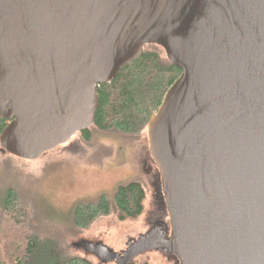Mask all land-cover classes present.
<instances>
[{"label":"water","instance_id":"obj_1","mask_svg":"<svg viewBox=\"0 0 264 264\" xmlns=\"http://www.w3.org/2000/svg\"><path fill=\"white\" fill-rule=\"evenodd\" d=\"M181 69L146 125L179 264H264V0H0V148L35 160L87 130L98 86L145 45Z\"/></svg>","mask_w":264,"mask_h":264},{"label":"rangeland","instance_id":"obj_2","mask_svg":"<svg viewBox=\"0 0 264 264\" xmlns=\"http://www.w3.org/2000/svg\"><path fill=\"white\" fill-rule=\"evenodd\" d=\"M96 136L86 147H80L81 156L78 159L75 155V162L72 158L74 156H71L73 153L64 155L60 150L74 148L71 145L76 137L71 138L70 144L59 145L35 160L18 158L0 148V171L8 177L7 181L11 182L9 184H14L26 199L33 202L36 214L33 225L41 232V236L55 239L69 254L85 255L93 264H115L103 262L95 255L73 246V243L87 241L102 244L115 253H121L129 243L148 234L159 218L156 200L158 170L149 154L146 131L137 137L116 134ZM89 151H95L103 160L108 161L105 169H88V172L78 171L77 175H69L68 161L84 162V157L93 153ZM132 179L140 180L146 192L139 217L119 221L112 214L96 220L82 231L71 225L70 208L80 200L84 192L98 188L111 192L118 183ZM132 262L179 264L173 253H165L155 247L139 252Z\"/></svg>","mask_w":264,"mask_h":264},{"label":"trees","instance_id":"obj_3","mask_svg":"<svg viewBox=\"0 0 264 264\" xmlns=\"http://www.w3.org/2000/svg\"><path fill=\"white\" fill-rule=\"evenodd\" d=\"M180 73L181 69L167 59L161 47L145 45L136 60L125 65L111 81L98 86L94 123L79 134L91 142L96 135L139 136ZM6 123L0 118V131ZM7 179L0 171V264H93L85 255L69 254L55 239L41 236L33 225V202ZM145 195L140 180L120 182L111 192L101 191L93 198L74 202L69 222L82 231L112 214L119 221L136 219L143 211Z\"/></svg>","mask_w":264,"mask_h":264},{"label":"flooded vegetation","instance_id":"obj_4","mask_svg":"<svg viewBox=\"0 0 264 264\" xmlns=\"http://www.w3.org/2000/svg\"><path fill=\"white\" fill-rule=\"evenodd\" d=\"M73 137H76V139L71 146H75V147L74 148L70 147L67 149L60 150V153H62V154L64 153V155L73 153L71 156H74L72 158H73V162H75V155L77 156L76 158H78V159L81 156L79 154V152L81 151L80 147H86V144L90 143L91 141L86 140L85 136L80 135L79 133L75 134ZM70 140L67 141L66 144L67 143L70 144L71 143ZM53 150H55V149H52L50 151H53ZM89 152H93V153H89L86 157H84V160H85L84 162H81L80 160L78 161L80 163H73V162L68 161V163H69V166H68L69 175H71V176H73V174L77 175L78 171L88 172L87 171L88 169H96L99 171H103V169H105L104 166L107 165L108 161L103 160L102 156H98V154L95 153V151H89ZM150 157H151V155H150ZM151 160H152V158H151ZM96 163H98V164H96ZM155 168L157 171L158 169H157L156 165H155ZM157 177H158L157 181L159 183V187L157 188L158 194H157L156 200L158 202L159 218L157 220V224H156L155 228L159 229L162 232V236L166 237V236H169V234H170V223H169V217H168V214L166 211L165 203L163 200L159 172L157 173ZM99 192H101V190H99V188L97 190H93V191H86L83 193V196L80 197L79 199L93 198Z\"/></svg>","mask_w":264,"mask_h":264}]
</instances>
